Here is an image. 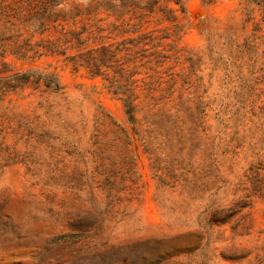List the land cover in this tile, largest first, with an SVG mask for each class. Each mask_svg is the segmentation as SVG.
Here are the masks:
<instances>
[{"label": "rangeland", "instance_id": "1", "mask_svg": "<svg viewBox=\"0 0 264 264\" xmlns=\"http://www.w3.org/2000/svg\"><path fill=\"white\" fill-rule=\"evenodd\" d=\"M142 1L0 18V264H264V0Z\"/></svg>", "mask_w": 264, "mask_h": 264}, {"label": "trees", "instance_id": "2", "mask_svg": "<svg viewBox=\"0 0 264 264\" xmlns=\"http://www.w3.org/2000/svg\"><path fill=\"white\" fill-rule=\"evenodd\" d=\"M120 1L122 2V7H119L123 10L121 13L125 10L128 11L129 5H133L130 3H135L129 2V0ZM175 1L176 3H180V0ZM158 2L159 0H150L148 2L142 1L135 5L140 6L143 9L152 10ZM62 3L63 0H0V18H5L6 22L10 21L11 23H13L12 20L19 19L21 22L26 23V26L30 23L33 27L44 32L57 24H61L62 21L67 20L70 17H75L78 14V12H72V14L69 15L67 11L58 8ZM113 6L116 10V6ZM72 33L78 40H81L82 31H73ZM86 61L90 65H96L95 58H89ZM29 81V73H22L19 71L11 72L8 75L0 76V88L7 90L15 89L29 83ZM47 86H49V82L47 83ZM126 107L129 118L133 121L134 105H132L130 99L126 100Z\"/></svg>", "mask_w": 264, "mask_h": 264}]
</instances>
